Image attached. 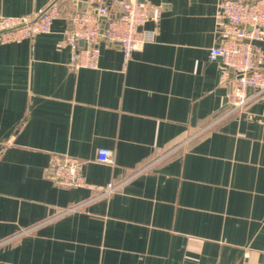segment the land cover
Masks as SVG:
<instances>
[{
	"label": "crops",
	"instance_id": "1",
	"mask_svg": "<svg viewBox=\"0 0 264 264\" xmlns=\"http://www.w3.org/2000/svg\"><path fill=\"white\" fill-rule=\"evenodd\" d=\"M52 1L0 0V17ZM124 1L59 0L50 31L0 40V264H264V95L229 111L232 73L210 56L222 0H137L159 9L155 39L124 65L102 38L98 66L72 69L73 16ZM67 156L121 186L57 184Z\"/></svg>",
	"mask_w": 264,
	"mask_h": 264
},
{
	"label": "built area",
	"instance_id": "2",
	"mask_svg": "<svg viewBox=\"0 0 264 264\" xmlns=\"http://www.w3.org/2000/svg\"><path fill=\"white\" fill-rule=\"evenodd\" d=\"M60 12V8L54 5L34 24L1 34L0 40H19L48 32L53 19ZM219 17L225 40L220 46L211 49L210 56L212 59L221 57L224 65L233 73L227 81L229 111L233 112L264 95V69L257 65V57L263 52L260 42L264 41V0H222ZM27 19L1 16L0 30ZM149 19L157 21L159 9H150L137 0L122 2L118 14L107 5L76 13L65 34L67 43L72 47L70 67H97L100 57L97 43L102 38L121 47L126 65L134 51L155 39L156 29L144 28ZM23 31L26 33L21 34ZM97 160L114 164V151L106 147L99 148ZM83 164L76 157H55L50 176L59 185L96 189L99 196L113 193L121 186V183L112 182L106 185L90 184L84 175Z\"/></svg>",
	"mask_w": 264,
	"mask_h": 264
},
{
	"label": "water",
	"instance_id": "3",
	"mask_svg": "<svg viewBox=\"0 0 264 264\" xmlns=\"http://www.w3.org/2000/svg\"><path fill=\"white\" fill-rule=\"evenodd\" d=\"M59 0H53L43 11H41L39 14H37L29 23H34L36 22L37 20H39L42 15L48 10L50 9L52 6H54ZM26 23H20V24H17V25H14V26H11V27H8V28H5V29H1L0 30V35L1 34H4L6 32H9V31H13V30H16L18 28H21L23 26H25ZM81 43L83 44V41H81ZM233 74V73H232Z\"/></svg>",
	"mask_w": 264,
	"mask_h": 264
},
{
	"label": "rangeland",
	"instance_id": "4",
	"mask_svg": "<svg viewBox=\"0 0 264 264\" xmlns=\"http://www.w3.org/2000/svg\"><path fill=\"white\" fill-rule=\"evenodd\" d=\"M34 17H30V18H28L26 21H23L24 23H26V25L25 26H23V27H26V26H30V25H32V24H34V23H29L32 19H33ZM23 33H26V32H21V34H23Z\"/></svg>",
	"mask_w": 264,
	"mask_h": 264
}]
</instances>
